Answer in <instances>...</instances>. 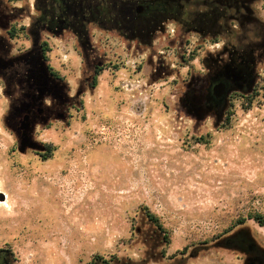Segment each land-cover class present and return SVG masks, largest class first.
Segmentation results:
<instances>
[{
    "label": "rangeland",
    "instance_id": "1",
    "mask_svg": "<svg viewBox=\"0 0 264 264\" xmlns=\"http://www.w3.org/2000/svg\"><path fill=\"white\" fill-rule=\"evenodd\" d=\"M0 5V244L16 264H89L95 254L169 264L175 253L186 264H245L219 243L241 229L264 248L251 217L264 215V63L251 95L234 94L219 117L202 107L216 37L168 20L151 43L94 23L81 38L37 30L39 0ZM249 5L264 23V0ZM145 209L170 232L164 256Z\"/></svg>",
    "mask_w": 264,
    "mask_h": 264
},
{
    "label": "flooded vegetation",
    "instance_id": "2",
    "mask_svg": "<svg viewBox=\"0 0 264 264\" xmlns=\"http://www.w3.org/2000/svg\"><path fill=\"white\" fill-rule=\"evenodd\" d=\"M249 1L235 0L236 3H226L225 0H39L38 10L41 13L36 16L34 25L37 30L43 27L72 30L77 37L83 38L88 33V26L94 23L107 30H116L132 41L151 43L158 29L162 28L166 21L174 20L204 37L212 35L218 43L221 41V44L215 56L205 60L209 72L214 73L203 91L205 97L202 107L221 117L229 108L234 94L249 96L255 90L257 65L264 63V23L254 15ZM162 3L171 5L160 10ZM196 6H203L204 10L191 11ZM2 7L0 5V19L7 16ZM231 7L234 9L230 10ZM153 13L164 18L160 25L150 21ZM230 21L239 22L243 35L235 37ZM15 31V27L8 29L12 36H15ZM250 32H253L252 36L249 35ZM194 93V90H190L189 97H193ZM186 106L190 111L195 108L190 102H187ZM219 243L242 252L246 258L245 264H264V248L248 231L238 230ZM16 262L12 247L1 242L0 264Z\"/></svg>",
    "mask_w": 264,
    "mask_h": 264
},
{
    "label": "trees",
    "instance_id": "3",
    "mask_svg": "<svg viewBox=\"0 0 264 264\" xmlns=\"http://www.w3.org/2000/svg\"><path fill=\"white\" fill-rule=\"evenodd\" d=\"M169 5H171V3L170 4L162 3L160 10L166 9V7ZM153 20H155V21H153ZM150 21H152L156 25H160L164 21V18L159 17V15L157 13H153V15H151V17H150ZM48 50H49V47L47 46V43L44 42L43 58L45 61L48 60V55H47ZM47 68L49 69V71H50L49 73L53 77H55L57 79L61 78L60 73H58V71L55 70L49 63L47 64ZM102 69H103V67H97L96 68V72H95L94 80H93L94 84L97 82L98 75L101 73ZM226 120H229V115L226 117ZM45 148H46V150H45V152H43L42 155H43L44 159H49L51 157L50 154L52 153L51 145L47 144ZM145 210H146L145 213H146V216L148 217V219L156 226V228L162 234V242L164 243V248H163L161 253L164 256L166 254V248L172 242L170 232H169V230H167V228L161 222L160 217L156 213L151 212L149 209H145ZM251 217L254 218L261 226H264V215L263 214L255 213ZM170 259H171V262L169 264H186L185 257L184 256L178 257L177 253L172 254L170 256ZM89 264H140V263L137 261L131 260V259L120 258L116 254L111 255L110 257H106V256L101 255V254H95V255H93Z\"/></svg>",
    "mask_w": 264,
    "mask_h": 264
},
{
    "label": "water",
    "instance_id": "4",
    "mask_svg": "<svg viewBox=\"0 0 264 264\" xmlns=\"http://www.w3.org/2000/svg\"><path fill=\"white\" fill-rule=\"evenodd\" d=\"M28 141H29V137L27 134H24V136L22 137V145H26L28 144Z\"/></svg>",
    "mask_w": 264,
    "mask_h": 264
},
{
    "label": "bare ground",
    "instance_id": "5",
    "mask_svg": "<svg viewBox=\"0 0 264 264\" xmlns=\"http://www.w3.org/2000/svg\"><path fill=\"white\" fill-rule=\"evenodd\" d=\"M6 195V194H5ZM0 200L3 201L4 203H6L4 197H2V194H0Z\"/></svg>",
    "mask_w": 264,
    "mask_h": 264
},
{
    "label": "crops",
    "instance_id": "6",
    "mask_svg": "<svg viewBox=\"0 0 264 264\" xmlns=\"http://www.w3.org/2000/svg\"><path fill=\"white\" fill-rule=\"evenodd\" d=\"M3 242V241H2Z\"/></svg>",
    "mask_w": 264,
    "mask_h": 264
}]
</instances>
